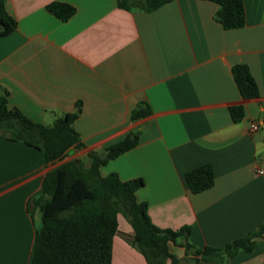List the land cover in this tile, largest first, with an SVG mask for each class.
<instances>
[{"label":"crops","instance_id":"crops-1","mask_svg":"<svg viewBox=\"0 0 264 264\" xmlns=\"http://www.w3.org/2000/svg\"><path fill=\"white\" fill-rule=\"evenodd\" d=\"M129 1L127 9L118 0H4L16 28L0 36V94L6 90L9 106L45 125L80 103L73 126L84 146L46 166L37 148L0 137V264L28 263L41 218L30 198L44 174L73 158L85 162L137 127L136 146L100 173L141 178L135 195L151 222L190 227L178 244L221 247L264 221V0H243L245 24L235 29L216 21L212 1L171 0L151 11L136 4L143 0ZM52 2L74 13L63 21L46 9ZM239 63L254 77L257 98L241 97L232 75ZM139 102L151 114L131 121ZM232 105L243 106L239 122ZM202 164L211 166L214 184L192 193L184 174ZM117 220L111 264H148L129 242L130 224L121 214ZM169 248L194 264L184 261L183 246ZM195 264L225 263L207 255ZM231 264H264V237Z\"/></svg>","mask_w":264,"mask_h":264},{"label":"trees","instance_id":"trees-1","mask_svg":"<svg viewBox=\"0 0 264 264\" xmlns=\"http://www.w3.org/2000/svg\"><path fill=\"white\" fill-rule=\"evenodd\" d=\"M171 0H143L136 4L151 11ZM217 4L215 19L224 29L244 26L243 0H208ZM121 7L130 8L129 0H118ZM46 9L61 20H67L74 7L62 2H52ZM16 21L6 11L0 0V36L11 33ZM232 75L243 99L257 98L259 90L248 66L243 63L232 67ZM7 91L0 94V137L20 141L42 152L46 166L62 161L70 148L84 145L73 126L81 113L80 103L74 111L56 117L49 125L34 122L17 108L8 105ZM233 122L244 117L242 105L229 107ZM151 114L146 102H139L130 114L131 121ZM139 127L106 147L103 152L90 151L86 164L80 158L64 161L43 176L39 191L30 198L40 211V226L34 229V237L27 264H111L112 241L118 230L117 217L121 214L130 224L133 234L129 239L144 256L148 264H182L170 252V245H181L185 262L197 263L207 255L219 257L231 264L236 254L243 250L251 252L258 240L264 237V221L221 247L205 245L198 248L176 239L187 237L189 226L178 230L161 229L155 226L147 213V205L136 199V190L143 185L141 178L126 181L116 173H100V167L136 146ZM184 180L192 193L204 191L214 184V175L209 164H202L187 171Z\"/></svg>","mask_w":264,"mask_h":264},{"label":"rangeland","instance_id":"rangeland-1","mask_svg":"<svg viewBox=\"0 0 264 264\" xmlns=\"http://www.w3.org/2000/svg\"><path fill=\"white\" fill-rule=\"evenodd\" d=\"M84 160H85V163H86V162H87V163L89 162L88 157H84ZM87 163H86V164H87ZM38 215H39V214H38V211H35V216L37 217ZM121 216H122V215H121ZM40 223H41V222H36V225H37L36 227H39V226H40Z\"/></svg>","mask_w":264,"mask_h":264},{"label":"built area","instance_id":"built-area-1","mask_svg":"<svg viewBox=\"0 0 264 264\" xmlns=\"http://www.w3.org/2000/svg\"><path fill=\"white\" fill-rule=\"evenodd\" d=\"M257 128H258V125H257L256 123H252V124H251V129H252L253 131H256ZM262 172H263V171H260V173H262Z\"/></svg>","mask_w":264,"mask_h":264}]
</instances>
